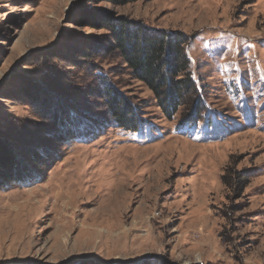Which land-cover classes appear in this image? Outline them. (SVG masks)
<instances>
[{"label": "rangeland", "instance_id": "1", "mask_svg": "<svg viewBox=\"0 0 264 264\" xmlns=\"http://www.w3.org/2000/svg\"><path fill=\"white\" fill-rule=\"evenodd\" d=\"M105 12L190 40L199 121L164 116L103 50ZM102 80L143 127L113 124ZM0 142L54 158L0 189V264H264V0H0Z\"/></svg>", "mask_w": 264, "mask_h": 264}, {"label": "trees", "instance_id": "2", "mask_svg": "<svg viewBox=\"0 0 264 264\" xmlns=\"http://www.w3.org/2000/svg\"><path fill=\"white\" fill-rule=\"evenodd\" d=\"M103 1L112 6H121L140 0ZM94 25L107 31L106 46L103 50L115 52L119 56L132 78L141 82L152 93L164 116L171 118L182 107L179 124L200 120L204 112L205 99L198 79L195 81L189 70L190 60L186 55L185 47L190 40L186 36L180 32L149 28L139 21L116 16L110 12L100 14ZM100 85L104 107L109 119L116 127L135 132L146 124V120L142 119L138 108L129 98L122 95L116 88L105 84L103 80ZM69 115L71 119L76 116L72 110L65 114L63 119L61 116L57 115L56 118L54 115V124L71 125L74 122L68 119ZM90 120L92 119L88 121ZM72 131V129H66L63 135H56L59 144L65 145L68 140L74 138ZM53 133L52 136H54ZM79 134L77 133V136ZM36 150L34 146L25 150V153L31 154L34 158L28 165L18 161L10 147L0 142V189L12 184L22 185L33 180L37 170L32 166L43 165L46 160L49 164L54 159L49 153V148H40L37 153H34ZM223 178V182L226 183ZM239 178L237 176L236 179Z\"/></svg>", "mask_w": 264, "mask_h": 264}]
</instances>
